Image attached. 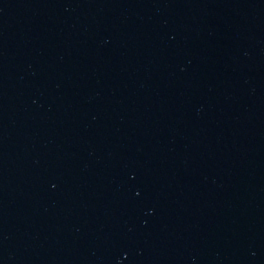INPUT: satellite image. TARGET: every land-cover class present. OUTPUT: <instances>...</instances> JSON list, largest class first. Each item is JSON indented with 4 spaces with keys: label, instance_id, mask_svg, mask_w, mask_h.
<instances>
[{
    "label": "water",
    "instance_id": "obj_1",
    "mask_svg": "<svg viewBox=\"0 0 264 264\" xmlns=\"http://www.w3.org/2000/svg\"><path fill=\"white\" fill-rule=\"evenodd\" d=\"M0 264H264V0H0Z\"/></svg>",
    "mask_w": 264,
    "mask_h": 264
}]
</instances>
